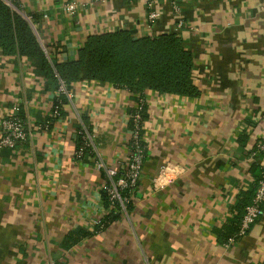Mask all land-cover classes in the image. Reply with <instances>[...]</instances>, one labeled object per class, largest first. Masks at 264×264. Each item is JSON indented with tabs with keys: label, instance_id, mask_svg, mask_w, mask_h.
Listing matches in <instances>:
<instances>
[{
	"label": "crops",
	"instance_id": "crops-1",
	"mask_svg": "<svg viewBox=\"0 0 264 264\" xmlns=\"http://www.w3.org/2000/svg\"><path fill=\"white\" fill-rule=\"evenodd\" d=\"M18 3L24 17H36L41 45L58 49L60 62L76 61L95 35L179 33L195 54L201 94L146 93L147 158L134 208L105 233L64 250L70 231L92 229L106 213L108 178L96 163L126 171L135 103L126 90L77 83L65 117L43 130L55 97L45 73L35 61L0 52V122L18 104L32 132L15 150L0 151V264H264V207L245 237L229 245L223 238L264 159L252 156L264 139V0H184L181 31L167 0L155 5L154 22L143 0ZM83 123L95 157L76 154Z\"/></svg>",
	"mask_w": 264,
	"mask_h": 264
},
{
	"label": "trees",
	"instance_id": "trees-1",
	"mask_svg": "<svg viewBox=\"0 0 264 264\" xmlns=\"http://www.w3.org/2000/svg\"><path fill=\"white\" fill-rule=\"evenodd\" d=\"M15 9L0 0V52L5 57H20L35 61L45 73V77L55 92L53 107L47 119L41 124L43 130L51 129L54 124L66 115L65 107L69 104L66 94L59 93L62 87L72 92L73 85L81 82L108 84L116 89L126 90L132 96L135 106L128 111L130 115L129 132L135 131L134 117L141 116V140L145 141L144 126L149 118L146 93L154 92L163 96H174L187 99L199 98L201 92L195 85L196 58L186 41L179 33L158 35L155 37L137 38L129 31L105 33L88 38L78 53L76 61L60 62V51L47 52L41 45L34 25L36 17L29 22L22 14L18 1H14ZM138 106L141 108L140 111ZM59 113L60 117H54ZM26 121L24 113H20ZM92 136L91 127L83 123L79 127L76 140L78 158L95 157L94 146L89 142ZM146 144V142L144 143ZM130 142V147H132ZM125 174L120 173L116 180ZM258 176L254 189L244 193L247 197L239 201L233 223L224 228L228 234L223 235L226 244L231 239L238 241L242 222L248 206L252 204L257 191ZM110 185L109 181L105 187ZM134 192V191H133ZM131 189L123 192V197L130 200L125 211L134 208ZM102 202L106 210L101 224L92 229L78 228L70 231L61 243V248L69 250L85 240L103 233L121 219L125 212L120 203L110 200L107 190L102 191ZM230 229V230H228ZM217 235H222L217 231Z\"/></svg>",
	"mask_w": 264,
	"mask_h": 264
},
{
	"label": "built area",
	"instance_id": "built-area-1",
	"mask_svg": "<svg viewBox=\"0 0 264 264\" xmlns=\"http://www.w3.org/2000/svg\"><path fill=\"white\" fill-rule=\"evenodd\" d=\"M7 5L12 7L16 10L14 1L15 0H5ZM18 1V0H16ZM127 1H133V0H127ZM160 0H143L145 3L147 10H148V18L150 22H154L160 17V14L155 11V5ZM173 9L174 14L178 18L177 22V30L181 31L184 26V22L182 19V2L184 0H167ZM66 11L72 15L75 14L76 11V5L70 4L66 6ZM29 22L31 21L30 17H25ZM62 94H66L69 100L74 98V95L72 92L67 91L65 87H62L60 92ZM140 107L138 106V109ZM141 109V108H140ZM139 109V111H140ZM21 113V107L16 104L12 107L9 114L3 118L0 122V129H1V139H0V151L1 150H15L18 145L21 143L27 142L31 136V128L26 123V121H23L20 117ZM54 117L59 118L60 114L55 113ZM140 121L141 116L138 112L134 117L135 122V131L131 134V154L130 159L128 163V167L126 171L124 172V176L118 180L116 178L119 176L120 169H107L103 162L98 161L97 169L99 171H105L107 174L108 181L110 185L108 187H105L104 189L107 190V193L110 196L111 202L114 204L120 203L123 210H126L127 204L130 202V200L123 197V192L127 189H131L133 193L137 191L141 175L143 172V167L147 158V145L143 143L141 140V127H140ZM89 142L91 145L94 146V137L89 136ZM253 157H257L259 155L264 156V139L259 141L253 150L252 153ZM260 170H261V178L258 181L257 191L253 198L252 204L247 207L246 213L242 222V228L239 237L243 238L245 237L251 228L260 220V218L263 215V207H264V159L260 163ZM163 175H165L164 171L162 172ZM155 184L157 186H160L159 180L155 181ZM134 200V197H133ZM102 220V219H101ZM101 220L94 223L93 227L100 225ZM236 241L235 239H231L229 241V244H234ZM228 244V245H229Z\"/></svg>",
	"mask_w": 264,
	"mask_h": 264
}]
</instances>
